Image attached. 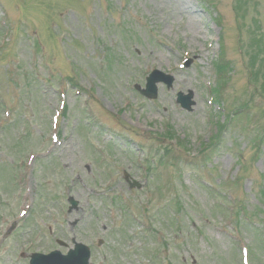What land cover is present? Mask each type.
I'll use <instances>...</instances> for the list:
<instances>
[{"label":"rangeland","instance_id":"obj_1","mask_svg":"<svg viewBox=\"0 0 264 264\" xmlns=\"http://www.w3.org/2000/svg\"><path fill=\"white\" fill-rule=\"evenodd\" d=\"M72 239L92 264H264V0H0V264Z\"/></svg>","mask_w":264,"mask_h":264},{"label":"water","instance_id":"obj_2","mask_svg":"<svg viewBox=\"0 0 264 264\" xmlns=\"http://www.w3.org/2000/svg\"><path fill=\"white\" fill-rule=\"evenodd\" d=\"M163 80L162 78H160ZM160 79L151 78L148 80V89L145 91H142L144 95H146L149 98H157V88L155 86L156 83L160 82ZM166 83L169 85V87L172 86L173 80L171 78L165 79ZM140 90V88L138 87ZM193 98V95H190L189 97H184L183 95L179 96V101L183 104V107L187 109L188 111L192 110V106H194V103L191 102V99ZM75 207L76 204L72 203ZM85 247L82 245H78L75 252L70 253L68 256L63 257L59 253H53L47 257L41 256V255H33L31 264H83V259L86 260V262L89 260V254L84 249Z\"/></svg>","mask_w":264,"mask_h":264}]
</instances>
